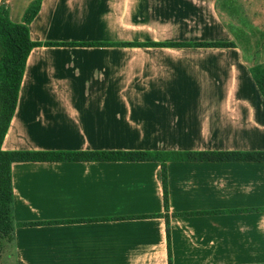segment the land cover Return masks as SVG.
Listing matches in <instances>:
<instances>
[{
  "label": "crops",
  "instance_id": "1",
  "mask_svg": "<svg viewBox=\"0 0 264 264\" xmlns=\"http://www.w3.org/2000/svg\"><path fill=\"white\" fill-rule=\"evenodd\" d=\"M29 28L4 150H264V0H42ZM161 171L14 163V264H264V162H169L168 209Z\"/></svg>",
  "mask_w": 264,
  "mask_h": 264
},
{
  "label": "trees",
  "instance_id": "2",
  "mask_svg": "<svg viewBox=\"0 0 264 264\" xmlns=\"http://www.w3.org/2000/svg\"><path fill=\"white\" fill-rule=\"evenodd\" d=\"M42 0H35L26 10L23 20H11L7 6L0 5V255L3 241H11L18 226L13 217L12 165L17 162H80V161H157L161 163L164 202L168 209L167 163L173 161L264 162L262 151H6L5 136L16 111L21 84L30 52L41 43L31 39L29 25L38 14ZM122 46L181 47L185 43H122ZM233 43H200L199 46L229 47ZM256 85L264 97V71L260 66L251 68ZM168 226V224H167ZM169 263L171 251L169 245Z\"/></svg>",
  "mask_w": 264,
  "mask_h": 264
},
{
  "label": "rangeland",
  "instance_id": "3",
  "mask_svg": "<svg viewBox=\"0 0 264 264\" xmlns=\"http://www.w3.org/2000/svg\"><path fill=\"white\" fill-rule=\"evenodd\" d=\"M14 239V236H13ZM13 239L11 241L8 240H4L3 241V251L2 254L0 255V264H14L13 259L11 258V254L12 253V243H13Z\"/></svg>",
  "mask_w": 264,
  "mask_h": 264
}]
</instances>
